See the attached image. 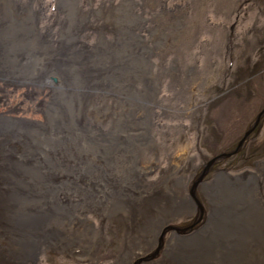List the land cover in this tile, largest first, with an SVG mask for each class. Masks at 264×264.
<instances>
[{
    "label": "rangeland",
    "instance_id": "1",
    "mask_svg": "<svg viewBox=\"0 0 264 264\" xmlns=\"http://www.w3.org/2000/svg\"><path fill=\"white\" fill-rule=\"evenodd\" d=\"M263 108L264 0H0V264H264Z\"/></svg>",
    "mask_w": 264,
    "mask_h": 264
},
{
    "label": "water",
    "instance_id": "2",
    "mask_svg": "<svg viewBox=\"0 0 264 264\" xmlns=\"http://www.w3.org/2000/svg\"><path fill=\"white\" fill-rule=\"evenodd\" d=\"M264 117V108L259 112V114L256 116L254 122L250 125V127L247 129V131L245 132L244 137L239 141V143L235 146V148H233L230 151L227 152H223L217 156H215L214 158H212L209 162L208 165H213L217 162H221L222 160L229 158L237 153H239L242 148L245 146V144L248 141V138L250 137V135L254 132V130L257 128V126L259 125L261 119ZM206 173V172H205ZM204 173V174H205ZM203 174V175H204ZM203 177V176H202ZM201 205V204H200Z\"/></svg>",
    "mask_w": 264,
    "mask_h": 264
},
{
    "label": "bare ground",
    "instance_id": "3",
    "mask_svg": "<svg viewBox=\"0 0 264 264\" xmlns=\"http://www.w3.org/2000/svg\"><path fill=\"white\" fill-rule=\"evenodd\" d=\"M250 177L251 176V173L248 174ZM240 175L236 176V180H240L242 181L241 179L243 177H239ZM247 176V174L245 175V177ZM255 176V175H254ZM251 179H256V177ZM244 177V179H245ZM229 178H232L231 176H229ZM233 179V178H232ZM235 179V178H234ZM258 179V178H257ZM255 181V180H254ZM259 181V180H258ZM256 183V182H255ZM257 188V187H256ZM246 190L248 191V193H251L252 194V189L251 188H246ZM245 193V191H244ZM254 193V192H253ZM257 196V195H256ZM264 198V197H262ZM251 199V198H250ZM260 199V198H259ZM246 210V209H245ZM13 259L16 260V262H19L20 264H37V261H38V253H37V249L35 251H27L26 253H17V254H14L13 255Z\"/></svg>",
    "mask_w": 264,
    "mask_h": 264
}]
</instances>
